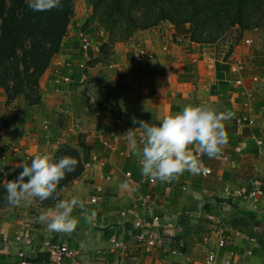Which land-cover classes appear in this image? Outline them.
I'll use <instances>...</instances> for the list:
<instances>
[{
  "label": "crops",
  "instance_id": "crops-1",
  "mask_svg": "<svg viewBox=\"0 0 264 264\" xmlns=\"http://www.w3.org/2000/svg\"><path fill=\"white\" fill-rule=\"evenodd\" d=\"M75 17L57 54L64 62L61 74L53 61L41 78L38 103L29 104L24 96L8 102L0 88V156L13 149L29 157L11 159L4 172L0 168V183L4 186L14 179L22 170L17 167L22 161L30 162L35 155L53 159L60 146L69 145L79 151L83 171L62 199L77 196L84 207L74 208L72 213L78 218L77 228L61 233L49 231L37 220L53 206H41L35 198L19 206L7 201L0 204V264H15V254L22 248L32 264H40L48 259L41 245L49 240L79 251L66 264H205L207 249L216 250L219 258L264 264V28L246 30L224 48L188 36L177 41L176 27L162 22L139 31L130 46L116 45L115 59L105 62L93 45L81 55ZM246 37L253 38V44L246 43ZM165 44L168 49L162 51ZM141 48L156 52L157 58L138 62ZM76 58L77 63L82 58L87 62L84 78L71 65ZM237 59L245 61L247 69L234 71ZM61 76L73 81L64 83ZM254 76L257 81L252 80ZM238 78H243L242 85L235 84ZM186 105L230 111L232 117L223 122L228 141L214 158L199 151L198 145L190 146L211 174L184 172L167 181L150 182L141 175L136 155L142 146L139 125H156ZM12 112L16 116L6 125L5 117ZM242 114L253 116L255 124H236L235 118ZM96 131L113 132L109 139L114 147L97 137L86 141L85 135ZM128 131L135 137V145L127 139ZM259 137L262 144L257 142ZM93 156L106 165L92 163ZM102 170L112 179L97 192ZM253 186L262 191L257 205L249 198L225 194L226 188L250 190ZM146 194L149 199L144 205L141 198ZM92 211L95 217L85 219ZM122 211L132 217L161 216L165 244L148 252L137 246L132 241L133 227L121 216ZM17 235L23 242H15ZM220 239L224 246H218ZM182 245L186 256L178 254Z\"/></svg>",
  "mask_w": 264,
  "mask_h": 264
},
{
  "label": "clouds",
  "instance_id": "clouds-1",
  "mask_svg": "<svg viewBox=\"0 0 264 264\" xmlns=\"http://www.w3.org/2000/svg\"><path fill=\"white\" fill-rule=\"evenodd\" d=\"M25 3L33 12H47L60 8L62 0H25ZM232 115L230 111L222 112L209 106L186 105L156 125L141 122L142 146L136 153L141 175L150 181H167L184 172L206 171L199 155H194L190 146L198 145L199 151L209 158L218 156L228 141L223 122ZM125 135L130 143L136 144L132 132ZM77 164L76 158L67 155L59 160L35 155L30 162L22 161L17 165L22 170L4 185L7 203L19 206L22 202L31 203L34 198L44 201L52 197L57 194L59 182L67 173L74 171ZM121 187H126V184H121ZM83 207V201L77 196L60 199L53 207L42 211L37 220L44 223L49 231L71 233L78 224V218L72 215L74 208ZM95 215L92 211L85 219L91 221Z\"/></svg>",
  "mask_w": 264,
  "mask_h": 264
},
{
  "label": "trees",
  "instance_id": "trees-1",
  "mask_svg": "<svg viewBox=\"0 0 264 264\" xmlns=\"http://www.w3.org/2000/svg\"><path fill=\"white\" fill-rule=\"evenodd\" d=\"M94 1L95 5L102 3V0ZM74 3L75 0H62L58 9L33 12L25 0H0V88L4 89L8 102L19 96H24L29 104L40 101L41 78L60 51ZM194 6L199 10L203 8L198 7L202 6L199 4ZM209 10L216 14L212 20L211 17L198 19L197 15L190 20L193 27L176 24L179 35L198 42H214L218 35L235 24L243 28L264 27V0H222L209 5ZM155 23L150 22L148 26ZM141 27H145L141 21L135 22L132 32ZM204 32L207 34L203 35ZM15 116L13 112L6 116L5 124L12 122ZM66 155L76 158L78 164L58 186L75 179L83 171L80 153L72 146H60L53 160ZM5 197V187L0 183V204L6 201Z\"/></svg>",
  "mask_w": 264,
  "mask_h": 264
},
{
  "label": "rangeland",
  "instance_id": "rangeland-1",
  "mask_svg": "<svg viewBox=\"0 0 264 264\" xmlns=\"http://www.w3.org/2000/svg\"><path fill=\"white\" fill-rule=\"evenodd\" d=\"M219 1L222 0H102L100 5H95L94 0H75L72 18L76 16L74 19L75 22L78 18L79 24H82V28L91 36V46L93 45L96 52L99 53V59L106 62L115 59L116 54H114V48L116 45L126 44L130 46L131 43L136 41V34L143 29L151 28L161 24L162 22L172 24L175 27L176 24L179 23H185L186 26L193 27L194 25L190 20H193L192 18H195L197 15L198 19L211 17L210 19L212 20L216 17V14L215 12L209 10V5H213ZM198 4L202 5L198 6L200 8L203 7L201 10L194 6ZM79 11L81 12V16L77 17ZM139 21H141V24L145 25V27L137 28L132 32L135 22ZM154 21H156L155 24L148 26L150 22ZM246 24H248V22ZM213 25L217 26L215 22ZM256 28L264 27L261 26ZM252 29L253 28L249 27L243 28L239 24H235L218 35V37L214 40V43H217L220 47L226 48V46H231L239 40L244 31ZM204 34L206 35L207 32H204L203 35ZM184 37V35H179L178 38H180V40L177 38V41H182ZM203 38H205V36H203ZM248 38L249 37L245 38V42ZM253 41L250 44H253ZM165 46L168 49L166 44ZM59 60L62 62V65H58L57 62ZM237 60L233 63H236ZM53 61L57 67L55 70L58 69L56 71L58 74L60 73V69L62 68L64 62L57 56ZM78 64L77 58L75 59V62L71 63L72 66L76 68L78 67V69L82 71L80 77L83 75L82 78H84L87 68L85 67L82 69L78 66ZM84 81L85 80H83V83ZM70 83L71 82H69V84ZM2 90L4 89L2 88ZM138 141L141 145L140 136ZM12 150L13 149H10L0 156L1 164V160L4 155L7 156L8 160L17 158L20 155H23L24 158L28 157V155L23 154L19 150H17L18 156L13 157L10 154ZM71 182L72 180L63 185H59L57 187V194H54L52 197L44 201L38 200L40 205L54 206L58 200L62 199L66 195L67 191L65 190L71 187ZM99 183H97V185ZM178 254L186 256L185 253L178 252Z\"/></svg>",
  "mask_w": 264,
  "mask_h": 264
},
{
  "label": "built area",
  "instance_id": "built-area-1",
  "mask_svg": "<svg viewBox=\"0 0 264 264\" xmlns=\"http://www.w3.org/2000/svg\"><path fill=\"white\" fill-rule=\"evenodd\" d=\"M77 38H78V44L80 48L81 55L84 57L87 53V51L91 47L92 39L91 36L87 33L86 30L82 28V24H79L77 22ZM180 40V38H178ZM253 39L248 38L246 40L247 43H252ZM162 51L167 50V47L163 45L161 47ZM157 58V53L154 51H149L144 48H141L138 50L136 55V60L138 62L144 61V60H154ZM58 65H62V62L59 60ZM79 67L84 69L87 68V62L82 58L81 62L78 64ZM234 71H242L247 68L246 62L242 59H238L236 63L233 65ZM83 75L81 76V78ZM60 80L63 82H72V78L70 76H61ZM253 81H257L258 77L254 76L252 78ZM244 83L243 78H238L235 82L237 85H242ZM115 88H117V85L115 84ZM112 105H115V101L112 102ZM247 106V104H245ZM235 122L238 125H245V126H252L255 124V119L253 116L248 114H242L238 115L235 118ZM113 132L105 133L103 131H96L95 133H87L85 135L86 141H90L92 137H97L99 140H101L103 143H107L110 148L113 147V143L110 141L109 136L112 135ZM140 136V142L143 138V132H139ZM257 142L259 144H262L263 140L261 137L257 138ZM11 156L16 157L18 156L17 150H12L10 152ZM200 156V154H199ZM28 158V157H27ZM2 164H1V171H6V167L9 164V161L7 159V156L2 157ZM92 163H97L100 167H103L106 165V161L99 158L98 156L92 157ZM89 165V163H87ZM206 169V171H201L203 174L208 175L212 173V170L208 167H203ZM128 176H131L130 172H127ZM99 178L101 179V182L96 185V191L100 192L104 189L105 182H108L112 179V175L109 172H106L104 170L100 171ZM150 181V180H149ZM154 180H151L152 182ZM226 195H234L235 197H242V198H249L254 205L258 204L259 198L262 194L261 188L258 186H253L250 190H245L243 188H235L234 190L230 191L229 188L225 189ZM142 202L145 205L149 199V194H146L142 198ZM97 200L96 196L92 197V201L95 202ZM121 216H123L125 219H127L132 227H133V235H132V241L139 246L144 251L148 252L151 250H154L155 248L159 246H163L166 242V236L164 235V220L161 216L155 215L152 218H143L139 216H131L130 213L127 211H122ZM3 240L6 242H9V240L6 237H3ZM15 242H23V237L20 235L15 236ZM225 241L224 239H220L218 241V246H224ZM41 247L45 248V250L48 252V259L45 261H42L40 264H66L69 260H74L78 257L79 251L70 247L67 244L55 242V241H45L44 244L41 245ZM179 253H184V245L181 246ZM16 260L15 264H32L30 255L25 250V248H22L15 254ZM205 264H244L239 261L231 260V258H219L216 250L214 249H207L206 256L204 259Z\"/></svg>",
  "mask_w": 264,
  "mask_h": 264
}]
</instances>
